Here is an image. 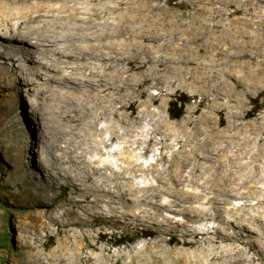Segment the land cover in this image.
<instances>
[{"label": "rangeland", "instance_id": "obj_1", "mask_svg": "<svg viewBox=\"0 0 264 264\" xmlns=\"http://www.w3.org/2000/svg\"><path fill=\"white\" fill-rule=\"evenodd\" d=\"M136 1L141 19L157 32L145 43L161 60L147 79L143 75L150 63L121 62L139 78L126 91L122 108L139 142L115 155L112 152L124 146L121 139L103 144L106 154L99 164L132 160L138 169L133 179L137 186H159L160 180L169 179L164 170L172 160L179 163L193 150L201 151L203 144L216 153L215 168H208L207 160H193L198 165L194 182L183 188L198 192L205 185L210 196L223 187L225 206L233 214L258 215L264 221V0ZM70 5L82 16L100 19L133 13L130 0H80ZM17 7L30 8L23 2ZM41 82H26L14 62H0V264H210L215 252L224 251L226 243L218 240L215 229L227 224L214 217L222 213L231 218L210 204H202L204 217L187 226L179 223L182 215L165 210L172 216L165 225L105 214L89 216L85 226L74 224V200L93 201L96 194L75 192L64 179L52 181L40 167L39 147L32 142L39 131L32 103L37 98L46 101ZM179 96L188 101L182 115L172 118V101ZM103 124L98 120L97 127ZM95 180L101 182L102 176ZM86 185L92 188L94 182ZM172 197L167 190L161 200ZM102 204L107 208L105 200ZM134 209L143 218L152 208L143 202ZM253 235L254 240H264V234ZM119 236L134 241L116 244ZM237 244L259 262L255 250Z\"/></svg>", "mask_w": 264, "mask_h": 264}, {"label": "bare ground", "instance_id": "obj_2", "mask_svg": "<svg viewBox=\"0 0 264 264\" xmlns=\"http://www.w3.org/2000/svg\"><path fill=\"white\" fill-rule=\"evenodd\" d=\"M77 1L80 0H0V36L4 38L0 40V62H14L26 82L35 83L42 79L41 83L45 84L46 101L40 97L32 103L39 129L32 142L39 147L40 167L48 172L52 181L64 179L71 182L75 192L93 190L96 194L93 201L86 198L74 200L76 218L73 217V223L85 226L90 223L89 216L105 214L111 218L120 216L121 220L130 217L164 224L171 221L172 216L165 213L170 211L182 215L183 219L177 221L187 226L204 217L202 204H210L217 210L223 208L231 218L227 219L222 213L214 217L227 224L215 229L218 240L226 243V247L223 252L214 253L210 264H264V240L261 237L253 239V232L264 234V221L258 215L233 214L225 206L228 199L221 192L223 187L217 188L219 192L210 196H206L205 185L198 192L183 188L194 182L198 165L193 160H207V167L215 168L216 153L212 149H205L200 144L201 151L193 150L179 163L172 160V165L164 170L169 179L166 182L160 180L159 186H137L133 179L138 169L134 168L132 160H125L124 164L121 157L123 161L115 166L109 162L99 164L106 154L103 144L121 139L124 146L113 151L115 155L139 142L134 137L132 123L122 111L123 102L129 95L126 91L138 83L139 78L129 68H123L121 62H138L140 66L150 63L143 75V79H147L150 70H157L161 59L154 58L145 43L157 32L135 10L136 0H130L132 14L117 12L101 19L80 15V11L70 5V2ZM20 2L28 3L30 8L18 9ZM17 18L19 21L14 23ZM3 20L6 22L2 23ZM8 44L15 46L8 47ZM154 62L156 65L152 66ZM98 120H104L105 124L97 127ZM106 132L108 138L103 136ZM60 140L64 141V146ZM33 153H29L32 160L36 155ZM32 168L39 171L33 164ZM158 172L162 174L160 170ZM95 176H102V181L95 180ZM88 181L94 182L92 188L86 185ZM169 181L173 185H169ZM167 190L173 192V197L164 202L162 192ZM104 200L107 208L102 206ZM143 202L152 209H148L142 218L134 208ZM195 202L198 205H194ZM147 218L149 220H145ZM237 242L255 250L260 255L259 262L250 258L247 250Z\"/></svg>", "mask_w": 264, "mask_h": 264}, {"label": "trees", "instance_id": "obj_3", "mask_svg": "<svg viewBox=\"0 0 264 264\" xmlns=\"http://www.w3.org/2000/svg\"><path fill=\"white\" fill-rule=\"evenodd\" d=\"M187 98H185L184 96H179L178 98H176L175 100L172 101V105L174 106V110L175 112L171 113L172 118H179L182 114V108L186 105L187 103ZM252 101L254 103L258 102V98H252ZM134 241V238L131 236H119L116 240L115 243L116 244H124L126 242H132Z\"/></svg>", "mask_w": 264, "mask_h": 264}]
</instances>
